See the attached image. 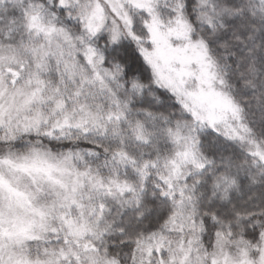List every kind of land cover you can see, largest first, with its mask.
<instances>
[{
	"label": "snow or ice",
	"instance_id": "snow-or-ice-1",
	"mask_svg": "<svg viewBox=\"0 0 264 264\" xmlns=\"http://www.w3.org/2000/svg\"><path fill=\"white\" fill-rule=\"evenodd\" d=\"M0 264H264V0H0Z\"/></svg>",
	"mask_w": 264,
	"mask_h": 264
}]
</instances>
